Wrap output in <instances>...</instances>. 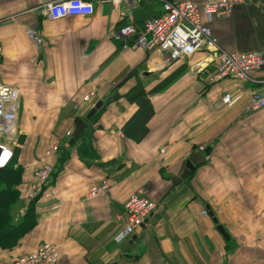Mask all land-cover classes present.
<instances>
[{
    "label": "crops",
    "instance_id": "1",
    "mask_svg": "<svg viewBox=\"0 0 264 264\" xmlns=\"http://www.w3.org/2000/svg\"><path fill=\"white\" fill-rule=\"evenodd\" d=\"M57 1L0 0V83L20 93L16 223L46 149L62 147L51 196L35 204V227L15 249L0 248V264L43 242L60 247L59 264H264V108L245 110L250 93L264 91V66L252 82L216 81L207 51L170 61L164 52L125 49L116 34L131 22L142 32L164 0H91V17L51 22L44 6ZM209 26L224 49L264 55V0H243ZM30 29L42 34L41 50ZM225 95L231 104H222ZM99 101L82 138L66 147L67 132ZM104 182L107 193L90 197ZM143 191L157 208L117 243L125 203Z\"/></svg>",
    "mask_w": 264,
    "mask_h": 264
},
{
    "label": "built area",
    "instance_id": "2",
    "mask_svg": "<svg viewBox=\"0 0 264 264\" xmlns=\"http://www.w3.org/2000/svg\"><path fill=\"white\" fill-rule=\"evenodd\" d=\"M101 3L117 5L122 0H99ZM163 13L159 17L146 21L145 28L138 32L131 22L128 27L116 34L124 42V48L142 49L146 52L160 51L167 53L170 61H177L194 56L197 52L207 51L217 61L214 80L237 79L252 82L253 76L264 66V55L260 52H231L224 49L213 36L209 23L227 16L243 0H202L172 2L164 0ZM47 19L51 22L66 18H87L94 14L91 0H62L47 3L44 6ZM206 18L207 23L203 21ZM132 21V15H129ZM27 36L37 50L44 45L42 34L36 29L27 31ZM1 55V49H0ZM95 97L92 92L86 96L87 102ZM20 93L15 87L0 83V169L8 166L14 159L13 148L16 145ZM232 103V97L225 95L222 104ZM264 108V91L254 90L250 93L245 106L247 112ZM73 131L67 132V137ZM59 143L50 145L45 151L47 162L35 172V179L29 185L25 200L32 202L40 196L50 197V180L55 165L52 160L60 152ZM161 152H165L162 149ZM106 182L90 189L89 196L97 197L108 191ZM27 208V207H26ZM156 203L146 193L138 192L130 196L125 203L127 222L115 238L117 243L128 240L156 210ZM205 216L208 214L205 212ZM61 250L56 244L41 243L37 249L15 258L13 264H59Z\"/></svg>",
    "mask_w": 264,
    "mask_h": 264
},
{
    "label": "trees",
    "instance_id": "3",
    "mask_svg": "<svg viewBox=\"0 0 264 264\" xmlns=\"http://www.w3.org/2000/svg\"><path fill=\"white\" fill-rule=\"evenodd\" d=\"M143 107H145L144 103H142ZM94 118L95 116L87 123ZM82 136L81 133L79 138L81 139ZM21 180L22 171L12 162L0 169V248L3 250H13L18 247L24 236L35 227V204L39 197L32 202L25 200L27 211L17 223L13 215L14 207L20 202V192L16 186L21 183Z\"/></svg>",
    "mask_w": 264,
    "mask_h": 264
},
{
    "label": "water",
    "instance_id": "4",
    "mask_svg": "<svg viewBox=\"0 0 264 264\" xmlns=\"http://www.w3.org/2000/svg\"><path fill=\"white\" fill-rule=\"evenodd\" d=\"M103 106V102L99 101L96 103V105L93 107V109L88 113V115L86 116L85 120H78L74 129V133L72 138L69 140L68 144L66 145V147L72 146L80 137L81 133L83 132V130L86 128L87 126V121L90 120L91 118H93L97 111L99 109H101V107ZM192 169V167H190ZM213 216V214H212ZM214 222L217 223V220L214 218ZM217 230L219 231V233L227 240H229V237L224 229V227L222 225H217Z\"/></svg>",
    "mask_w": 264,
    "mask_h": 264
},
{
    "label": "rangeland",
    "instance_id": "5",
    "mask_svg": "<svg viewBox=\"0 0 264 264\" xmlns=\"http://www.w3.org/2000/svg\"><path fill=\"white\" fill-rule=\"evenodd\" d=\"M16 138V142L19 140L18 136L15 137Z\"/></svg>",
    "mask_w": 264,
    "mask_h": 264
}]
</instances>
